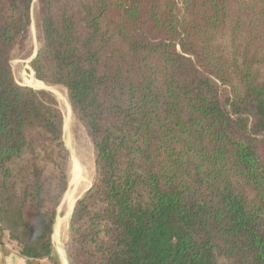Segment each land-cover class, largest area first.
Segmentation results:
<instances>
[{
  "label": "trees",
  "instance_id": "1",
  "mask_svg": "<svg viewBox=\"0 0 264 264\" xmlns=\"http://www.w3.org/2000/svg\"><path fill=\"white\" fill-rule=\"evenodd\" d=\"M33 25L95 154L72 263L264 264V0H0V242L59 264L64 116L11 63Z\"/></svg>",
  "mask_w": 264,
  "mask_h": 264
},
{
  "label": "rangeland",
  "instance_id": "2",
  "mask_svg": "<svg viewBox=\"0 0 264 264\" xmlns=\"http://www.w3.org/2000/svg\"><path fill=\"white\" fill-rule=\"evenodd\" d=\"M37 0H34L36 2ZM39 47V41L37 38V32L35 29V25L32 26V32L30 36V41L26 45L25 48L19 50L15 53L11 63L14 72V76L18 83L26 85H33L34 82L40 80L36 77L35 71L31 65L34 60L35 54H37ZM36 57V56H35ZM38 80H36V79ZM42 80L38 81L41 82ZM44 82V81H42ZM46 83V82H45ZM42 84V83H41ZM53 85V84H52ZM55 91L62 95V92L67 95V92L64 87L60 85H54ZM52 92L55 95V92ZM59 101L60 108L62 110L64 116V129H65V115H64V105L62 101L55 95ZM69 100V99H68ZM70 102H68L69 104ZM71 104H69V107ZM71 111V120H70V139L65 135L64 130V141L68 150L71 153V168H70V180L72 175V170L74 168L72 160L76 164V168H78L80 175L75 176L71 183L69 182V191L70 196L64 201V199L60 202L58 207V216L57 222L59 221V229L56 232L54 231V247H55V259L58 260L59 264H64L62 256L57 249L58 241L62 242L64 245L66 256L69 261L68 264H73L69 252L67 250V243L69 238V222H70V212L76 197L81 196L93 183L95 176V154L92 141L87 133L85 126L75 117L72 107H70ZM73 147V148H72ZM74 158V159H73ZM66 194V193H65ZM62 221V222H61ZM56 228V226H55ZM56 241V242H55ZM47 264H54L53 262L46 261ZM67 263V262H66Z\"/></svg>",
  "mask_w": 264,
  "mask_h": 264
},
{
  "label": "bare ground",
  "instance_id": "3",
  "mask_svg": "<svg viewBox=\"0 0 264 264\" xmlns=\"http://www.w3.org/2000/svg\"><path fill=\"white\" fill-rule=\"evenodd\" d=\"M40 81V80H38ZM34 82L33 85L35 87H40V86H43L44 83L41 81V82ZM42 83V84H41ZM53 92V91H52ZM54 92H55V95H57V97L60 99V101H62V104L64 105V115H65V135L70 139V129H69V126H70V120H71V111H70V107H69V104H68V100H67V97L66 95L62 92V95L57 93L54 89ZM63 110V109H62ZM73 148V147H72ZM74 159V158H73ZM72 163H73V170H72V175H71V180H73V178L77 175L79 176L80 173H79V170L78 168H76V164L74 163V160H72ZM71 180H70V183H71ZM70 191L68 189V191L66 192L65 196H64V201L68 198V196H70ZM76 200V199H75ZM75 203V201H74ZM74 205V204H73ZM73 207V206H72ZM62 222V221H61ZM59 221L57 222L56 224V232L58 231L59 229ZM56 242V241H55ZM57 249L59 250V253L60 255L62 256V259H63V262L64 264H68L69 261L67 259V256H66V251H65V248H64V245L62 244V242L58 241V245H57ZM67 262V263H66Z\"/></svg>",
  "mask_w": 264,
  "mask_h": 264
},
{
  "label": "crops",
  "instance_id": "4",
  "mask_svg": "<svg viewBox=\"0 0 264 264\" xmlns=\"http://www.w3.org/2000/svg\"><path fill=\"white\" fill-rule=\"evenodd\" d=\"M0 264H26V260L16 242L5 232L0 242Z\"/></svg>",
  "mask_w": 264,
  "mask_h": 264
},
{
  "label": "water",
  "instance_id": "5",
  "mask_svg": "<svg viewBox=\"0 0 264 264\" xmlns=\"http://www.w3.org/2000/svg\"><path fill=\"white\" fill-rule=\"evenodd\" d=\"M35 56H36V54H35ZM35 56H34V58H35ZM44 83V85L43 86H40V87H35V86H32V85H29V84H26L27 86H31V87H33V88H35V89H44V90H48V91H53V89L55 88V86L54 85H52V84H48V83H45V82H43ZM70 185V184H69ZM68 191V190H67ZM80 198V196L79 197H76V200H75V203H74V205H73V207H72V209H71V212H70V215H69V218H71V215H72V213H73V211H74V207H75V204H76V202H77V200ZM53 238H54V234H53Z\"/></svg>",
  "mask_w": 264,
  "mask_h": 264
}]
</instances>
